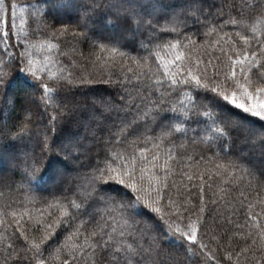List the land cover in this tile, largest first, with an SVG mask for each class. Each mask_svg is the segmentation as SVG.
Here are the masks:
<instances>
[{
    "label": "snow or ice",
    "instance_id": "1",
    "mask_svg": "<svg viewBox=\"0 0 264 264\" xmlns=\"http://www.w3.org/2000/svg\"><path fill=\"white\" fill-rule=\"evenodd\" d=\"M224 7L0 0V264H264V0Z\"/></svg>",
    "mask_w": 264,
    "mask_h": 264
},
{
    "label": "trees",
    "instance_id": "2",
    "mask_svg": "<svg viewBox=\"0 0 264 264\" xmlns=\"http://www.w3.org/2000/svg\"><path fill=\"white\" fill-rule=\"evenodd\" d=\"M161 2L165 5L175 7L182 5L185 2V0H161ZM202 3L206 10L215 13L221 7H224L225 0H202ZM224 11H227L226 7H224ZM60 18L66 24H74V20H70L67 16H62ZM42 55H43L42 53H36L37 59H40ZM12 94H15L19 99L20 93L18 91H14V93H10V95ZM99 94L105 95L106 97L105 99L115 98L116 90H114L113 88L109 87L104 83L95 82L92 84H86L80 86L79 88L73 89L71 92L67 94V98L69 102H74L79 104L81 106V112H82L85 109L90 110L93 100H97V101L100 100V98L98 97ZM32 111L34 114L38 116V110L35 106H32ZM81 112H77L75 120L73 121L72 124V130L74 132H78L81 136H87L88 128L86 126V121L84 119V116L81 115ZM16 115L17 113H12L13 117H15ZM7 116H8V112L6 110L2 114H0V118ZM113 116H115V114H113ZM235 242L242 243V240L240 237H236Z\"/></svg>",
    "mask_w": 264,
    "mask_h": 264
},
{
    "label": "rangeland",
    "instance_id": "3",
    "mask_svg": "<svg viewBox=\"0 0 264 264\" xmlns=\"http://www.w3.org/2000/svg\"><path fill=\"white\" fill-rule=\"evenodd\" d=\"M100 99H105L106 97H105V95H103V94H99V96H98Z\"/></svg>",
    "mask_w": 264,
    "mask_h": 264
}]
</instances>
